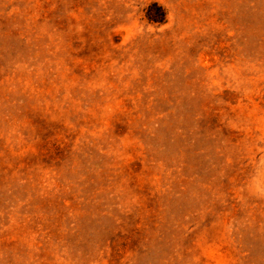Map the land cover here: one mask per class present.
<instances>
[{
    "label": "rangeland",
    "instance_id": "1",
    "mask_svg": "<svg viewBox=\"0 0 264 264\" xmlns=\"http://www.w3.org/2000/svg\"><path fill=\"white\" fill-rule=\"evenodd\" d=\"M0 264H264V0H0Z\"/></svg>",
    "mask_w": 264,
    "mask_h": 264
},
{
    "label": "trees",
    "instance_id": "2",
    "mask_svg": "<svg viewBox=\"0 0 264 264\" xmlns=\"http://www.w3.org/2000/svg\"><path fill=\"white\" fill-rule=\"evenodd\" d=\"M151 8V10H150ZM147 19L150 22L163 24L166 22V11L161 5L154 2L147 11Z\"/></svg>",
    "mask_w": 264,
    "mask_h": 264
}]
</instances>
